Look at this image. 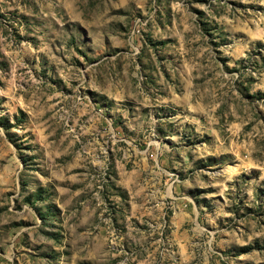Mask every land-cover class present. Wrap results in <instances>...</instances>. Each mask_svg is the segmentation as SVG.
Wrapping results in <instances>:
<instances>
[{
    "label": "rangeland",
    "instance_id": "rangeland-1",
    "mask_svg": "<svg viewBox=\"0 0 264 264\" xmlns=\"http://www.w3.org/2000/svg\"><path fill=\"white\" fill-rule=\"evenodd\" d=\"M0 264H264V0H0Z\"/></svg>",
    "mask_w": 264,
    "mask_h": 264
}]
</instances>
